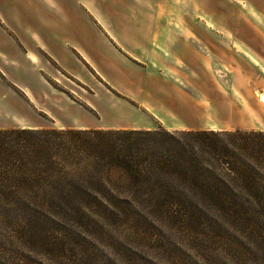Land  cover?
<instances>
[{
	"label": "rangeland",
	"instance_id": "rangeland-1",
	"mask_svg": "<svg viewBox=\"0 0 264 264\" xmlns=\"http://www.w3.org/2000/svg\"><path fill=\"white\" fill-rule=\"evenodd\" d=\"M215 4L213 10L205 0H174L171 30L190 36L199 31L205 36L204 45L193 51L197 65L182 68L174 60L171 66L175 68L161 70L173 86L159 87L164 92L154 103L156 109L127 99L101 79L95 91L89 92L92 106L78 98L77 92L51 84L103 124L136 123L142 130L264 132V10L241 0H215ZM54 14L59 16L60 9ZM16 24L22 29L35 26L22 17ZM36 32L45 35L41 27ZM18 60V65H27ZM70 85L79 93L90 91L79 82ZM27 103L0 71V128H26L38 121L41 117ZM42 121V126H48L38 128L54 127ZM0 264H264V212L0 209Z\"/></svg>",
	"mask_w": 264,
	"mask_h": 264
},
{
	"label": "trees",
	"instance_id": "trees-1",
	"mask_svg": "<svg viewBox=\"0 0 264 264\" xmlns=\"http://www.w3.org/2000/svg\"><path fill=\"white\" fill-rule=\"evenodd\" d=\"M0 209L264 212V132L0 128Z\"/></svg>",
	"mask_w": 264,
	"mask_h": 264
},
{
	"label": "crops",
	"instance_id": "crops-1",
	"mask_svg": "<svg viewBox=\"0 0 264 264\" xmlns=\"http://www.w3.org/2000/svg\"><path fill=\"white\" fill-rule=\"evenodd\" d=\"M205 1L216 8L215 0ZM241 1L264 10V0ZM72 5L77 9H70ZM173 6L174 0H0V71L41 117L29 127L48 126H42L44 119L57 128H142L136 123L103 124L51 83L78 93L92 106L90 94L101 79L127 99L156 109L154 103L164 92L159 87L173 86L161 70L175 68L174 60L182 68L197 65L193 51L204 45L199 31L190 36L171 30ZM50 8L60 9V15ZM20 17L35 26L22 29L16 24ZM38 26L44 36L36 32ZM18 59L28 66L18 65ZM77 82L90 91L73 89L70 83Z\"/></svg>",
	"mask_w": 264,
	"mask_h": 264
},
{
	"label": "bare ground",
	"instance_id": "bare-ground-1",
	"mask_svg": "<svg viewBox=\"0 0 264 264\" xmlns=\"http://www.w3.org/2000/svg\"><path fill=\"white\" fill-rule=\"evenodd\" d=\"M261 99H264V94H261Z\"/></svg>",
	"mask_w": 264,
	"mask_h": 264
}]
</instances>
